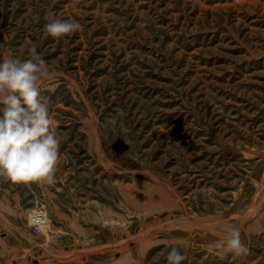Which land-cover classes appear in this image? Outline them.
Masks as SVG:
<instances>
[{
    "label": "rangeland",
    "instance_id": "rangeland-1",
    "mask_svg": "<svg viewBox=\"0 0 264 264\" xmlns=\"http://www.w3.org/2000/svg\"><path fill=\"white\" fill-rule=\"evenodd\" d=\"M0 44L60 139L54 183L0 177V264H264V0H0Z\"/></svg>",
    "mask_w": 264,
    "mask_h": 264
},
{
    "label": "clouds",
    "instance_id": "clouds-1",
    "mask_svg": "<svg viewBox=\"0 0 264 264\" xmlns=\"http://www.w3.org/2000/svg\"><path fill=\"white\" fill-rule=\"evenodd\" d=\"M45 19L48 21L45 32L57 39L81 27L75 20L55 18L52 12ZM53 80L47 62L35 48L29 49L28 58L22 60L0 44V177L5 180L54 183L60 139L53 126L49 99L41 94ZM227 232L223 240L210 244L208 251L247 255L249 249L242 242L239 229L231 228ZM185 259L175 246L166 257L167 264H182Z\"/></svg>",
    "mask_w": 264,
    "mask_h": 264
},
{
    "label": "built area",
    "instance_id": "built-area-1",
    "mask_svg": "<svg viewBox=\"0 0 264 264\" xmlns=\"http://www.w3.org/2000/svg\"><path fill=\"white\" fill-rule=\"evenodd\" d=\"M38 218L34 221V225H35V228H36V230H40V228H41V225H43V219H41V216H37ZM41 221V222H40ZM43 222V223H42Z\"/></svg>",
    "mask_w": 264,
    "mask_h": 264
},
{
    "label": "bare ground",
    "instance_id": "bare-ground-1",
    "mask_svg": "<svg viewBox=\"0 0 264 264\" xmlns=\"http://www.w3.org/2000/svg\"><path fill=\"white\" fill-rule=\"evenodd\" d=\"M164 203H165V202H164ZM37 216H41V219H43L42 221L45 222L44 216H42V215H37ZM37 216L34 218L33 222L38 218ZM40 222H41V221H40ZM43 222H42V223H43ZM43 224H44V223H43ZM41 226H43V225H41Z\"/></svg>",
    "mask_w": 264,
    "mask_h": 264
}]
</instances>
